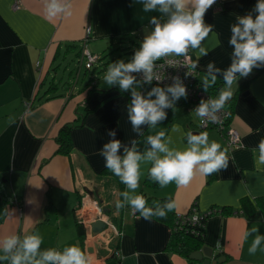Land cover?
<instances>
[{"label":"crops","instance_id":"0c3cea01","mask_svg":"<svg viewBox=\"0 0 264 264\" xmlns=\"http://www.w3.org/2000/svg\"><path fill=\"white\" fill-rule=\"evenodd\" d=\"M16 1L0 0V256L5 255V236L38 233L43 237L41 251L75 245L90 256L91 264H204L166 248L171 235L166 222L145 220L128 207L117 210L126 186L99 154L111 139L127 148L136 141L143 154L151 148L147 137L159 132L166 140L172 138L170 148L183 150L191 131L207 133L210 143L226 149L228 168L196 176L187 187L171 183L161 188L145 185L151 162L142 161L135 194L172 197L181 213L193 204L200 211L218 210L206 222L205 246L214 249L212 260L224 257L213 264H264V239L257 252L249 254L255 238L264 236V165L257 168L253 156L264 139V69L254 68L233 85L230 125L239 132L241 146L230 147L216 128L200 130L195 112L178 106L175 113L171 107L165 109L167 119L156 127L142 125V135H137L128 119L131 91L121 92L118 84L109 87L99 79L107 71L102 58L85 69L84 77L80 60L84 49L100 57L120 36L132 35L141 42L154 29L150 18L164 23L169 14L143 12V4L132 0H71V16L49 20L43 0H20L19 7ZM256 2L217 0L208 10L205 23L212 25V32L203 42L208 54L198 60L200 80L208 63L222 70L230 65V26ZM191 56L197 60L195 53ZM88 70L93 73L90 79ZM137 82V91L147 98L153 86ZM218 83L216 97L225 87L222 75L217 76ZM243 84L247 86L241 89ZM245 91L249 94L243 95ZM67 124L74 125V146L65 154L58 152V135ZM175 126L180 131L173 132ZM109 130L116 136H108ZM86 197L104 203L119 235L110 234V240L100 233L81 235L77 210ZM245 198L253 203L251 209L244 205ZM111 249L119 251V257Z\"/></svg>","mask_w":264,"mask_h":264},{"label":"clouds","instance_id":"9594fccd","mask_svg":"<svg viewBox=\"0 0 264 264\" xmlns=\"http://www.w3.org/2000/svg\"><path fill=\"white\" fill-rule=\"evenodd\" d=\"M133 3H142L143 12L169 14L166 22H158L155 16L150 18L154 29L146 35L135 51L132 59L125 63L120 60L111 63L104 74L103 81L109 87L119 86L121 92L131 91L132 99L128 106V119L132 130L142 135L141 126L149 125L154 128L158 123L167 119L165 109L176 111L175 101L180 98L187 99V88L179 77L175 83L166 89L153 87L147 98L137 91L139 83L132 73L144 74V81L151 83L160 77L154 71L156 62L169 56L182 57L191 60L190 52L197 56L185 66L192 72L198 67V60L208 53L203 42L212 32V25L205 23V15L217 0H132ZM44 11L49 20L57 17L72 15L73 4L71 0H43ZM255 13V15H253ZM237 22L230 26L231 37L228 43L232 46V60L226 69L208 63L207 72L202 77L203 90L214 86L217 76L222 75L225 87L219 92L217 98L207 101L201 100L194 112L205 124L220 123V112L233 96V85L240 78H247L254 68H264V0H257L252 11L237 16ZM135 85V86H134ZM155 96V99L152 97ZM171 96V99H170ZM180 131L179 126L172 129ZM110 137L116 136L115 130H109ZM187 145L183 150L170 148L172 138L165 139V133L149 135L146 143L150 150L141 153L136 148V141L132 147H123L118 139H111L103 145L99 154L104 158L105 167L117 176L126 190L121 193L123 200L116 202L117 210L128 207L131 211L139 213L145 220L153 218L166 219L169 212L177 208L173 200L161 204L153 201L152 206L141 195H137L141 179V162H151L148 170V179L157 183L161 188L175 183L179 187H187L196 176H209L225 170L229 165L226 149L216 142H209L207 133L186 134ZM123 147V154L121 149ZM163 154V155H160ZM254 163L257 168L264 165V139L259 142L258 152L254 150ZM234 159V158H233ZM6 214L10 215L6 210ZM30 218V217H27ZM195 223L198 217H191ZM256 231V229H252ZM264 236H257L249 248V254H255ZM43 237L38 233L24 235H8L2 239V251L5 255L0 260H10V264H91L90 256L81 248L72 245L66 246L62 251L48 248L41 251Z\"/></svg>","mask_w":264,"mask_h":264},{"label":"built area","instance_id":"2783aa9c","mask_svg":"<svg viewBox=\"0 0 264 264\" xmlns=\"http://www.w3.org/2000/svg\"><path fill=\"white\" fill-rule=\"evenodd\" d=\"M20 6V0H17L15 3V7ZM87 32H90V29L88 28ZM191 56V52L189 53ZM99 56L94 55L88 51V49H84V52L82 53V57L80 60L81 66L83 63H85L86 69H91L93 65L98 62ZM193 61L192 56L191 60H186L182 57H176V56H169L166 58H162L160 61L156 62V68L154 71L157 73V75L160 77L159 80H153L151 83L159 86L167 88L168 86L175 83V78L179 77L180 80L183 82V84L187 88V99L183 98L184 101H186V107L185 109L189 114L192 113L196 109V107L200 104L201 100L207 101L210 98H217L215 94L208 92H205L203 90L202 84L199 81V70L195 69L194 71L190 72L189 68L186 67V64H190ZM133 76L136 77V79L144 81V74L143 72L140 73H132ZM146 82V81H144ZM149 83V84H151ZM220 123L218 124H212L207 123L205 124L204 121L198 116V128L200 130H205L208 128H216L223 136L225 142L230 147H239L242 145V140L239 132L230 125L231 120L228 122L229 118L231 117V111L227 108H223L220 112ZM113 192H115V188H113ZM86 194V193H85ZM87 195V194H86ZM86 198L83 199L82 205L77 210V217L80 223L84 225L86 228V236L92 235V223L98 219L105 222V228L100 232V234L105 237V239L110 240V234L112 236H117L120 234V231H118L117 227L113 224V222L110 220L109 216L104 212V203H102L99 200H92L94 205L92 208L85 209L86 207ZM90 199V198H89ZM196 213H192L191 216H189V219L193 215H196L198 217V211L196 208H193ZM209 215L215 214L218 212L216 209H210L207 211ZM112 238V237H111ZM111 252H113V255L119 257V251L116 249H111Z\"/></svg>","mask_w":264,"mask_h":264},{"label":"trees","instance_id":"16d2710c","mask_svg":"<svg viewBox=\"0 0 264 264\" xmlns=\"http://www.w3.org/2000/svg\"><path fill=\"white\" fill-rule=\"evenodd\" d=\"M140 43L141 42L137 39V37L132 36V35L118 37L117 41L115 43H112V46H110L108 49L106 48L104 53L99 57V59L102 58L101 65L103 66V69L108 68V66L111 63H117L120 60H123L125 63L129 62L132 59L135 51L138 50ZM73 46L75 47V45ZM103 56H104V60H103ZM263 69L264 68H257V71H261ZM139 81L144 86L150 85L153 87H157L156 85L152 83L149 84L141 80ZM199 81L201 83L200 79ZM220 86H221V83L215 84L214 86L210 87L208 91L210 93L216 94ZM246 86H247L246 84L245 85L243 84L241 89L245 88ZM170 99H171V96H170ZM234 104H235V98L229 100L225 105V108L231 111V117L229 118L228 122L231 120L233 116ZM175 105L178 107H183L184 109H187L186 101H184L183 97L180 98L178 101H175ZM73 128H74V125H71V124L63 125L61 127V130L58 135V141H59L58 152L68 154L70 150L73 148L74 146L73 137H72ZM145 185L150 186V187H159L157 183L148 179V174L145 178ZM141 196L145 198V200L148 202V206H152L153 201H158L161 204H163V202L167 200L174 201L172 197H157V196H152V195L145 196L143 194H141ZM243 203L246 206V208H249V209H251L253 206L252 205L253 203L250 201L249 198L243 199ZM193 208L197 209V205L193 204L187 212H183V213L175 209L174 211L169 212L167 214L166 219H158V220H161L169 224L170 229H171L170 239H169V242L166 248L179 252L180 254L186 257H189L190 260L195 261L191 257V254L198 250H201L205 246L206 244V241H205L206 222L208 218L212 216L213 214L209 215L207 212L208 210L200 211L198 208L197 211H198L199 219L197 222L194 223L192 219H189V216H191L193 212L194 214L196 213V211ZM223 210H225V208ZM78 224L80 226L81 235L85 237V234H86L85 227L80 222Z\"/></svg>","mask_w":264,"mask_h":264},{"label":"water","instance_id":"95a60500","mask_svg":"<svg viewBox=\"0 0 264 264\" xmlns=\"http://www.w3.org/2000/svg\"><path fill=\"white\" fill-rule=\"evenodd\" d=\"M249 94V91H245L243 93V95H248ZM198 122L196 121V124ZM193 134H200V132H195ZM105 222L98 219L96 221H94L92 223V233L97 235L99 234L104 228H105ZM98 248H100L98 246ZM213 252H214V249L211 248V247H208V246H204L201 250H198L194 253L191 254V257L194 259V260H197V261H202L204 262V264H213L214 262H219L221 260L224 259V257H218L215 261L212 260V256H213ZM205 257H207L205 259ZM1 264V262H0Z\"/></svg>","mask_w":264,"mask_h":264},{"label":"rangeland","instance_id":"374dc122","mask_svg":"<svg viewBox=\"0 0 264 264\" xmlns=\"http://www.w3.org/2000/svg\"><path fill=\"white\" fill-rule=\"evenodd\" d=\"M101 48V47H100ZM105 56V55H104ZM104 56H103V60H104ZM74 62H76V60H74ZM78 62V61H77ZM76 62V63H77ZM78 64V63H77ZM85 69H86V67H85V63H83V65H82V76H83V73L85 72ZM95 69V68H94ZM94 69H92L93 71H94ZM87 70V69H86ZM92 70H88L89 72H91V73H88V75H89V79H90V74H93L92 73ZM99 73H100V70H96V72H94V74L96 75V78L98 77V75H99ZM81 76V79H83V77ZM103 78V76H101L99 79H101V80H103L102 79ZM98 79V78H97ZM102 82H104V81H102ZM193 117H194V119L196 120V121H198V116H197V114H195V113H193Z\"/></svg>","mask_w":264,"mask_h":264},{"label":"bare ground","instance_id":"6f19581e","mask_svg":"<svg viewBox=\"0 0 264 264\" xmlns=\"http://www.w3.org/2000/svg\"><path fill=\"white\" fill-rule=\"evenodd\" d=\"M93 205H94L93 201L91 199L87 198L85 209L92 208Z\"/></svg>","mask_w":264,"mask_h":264}]
</instances>
